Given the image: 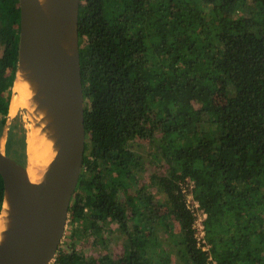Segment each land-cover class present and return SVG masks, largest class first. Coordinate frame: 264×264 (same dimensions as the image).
Wrapping results in <instances>:
<instances>
[{"label": "trees", "instance_id": "obj_1", "mask_svg": "<svg viewBox=\"0 0 264 264\" xmlns=\"http://www.w3.org/2000/svg\"><path fill=\"white\" fill-rule=\"evenodd\" d=\"M19 14L18 0H0V136L6 126L5 154L25 165V127L18 115L7 124ZM78 39L85 148L66 247L50 264H173L154 249V198L130 169L132 143L157 131L168 150L155 179L185 264H207L208 253L215 264H264V0H81ZM185 178L207 215L208 251L197 245ZM2 198L0 177V209ZM113 223L128 254L86 262L74 241Z\"/></svg>", "mask_w": 264, "mask_h": 264}, {"label": "water", "instance_id": "obj_2", "mask_svg": "<svg viewBox=\"0 0 264 264\" xmlns=\"http://www.w3.org/2000/svg\"><path fill=\"white\" fill-rule=\"evenodd\" d=\"M80 1L18 0L16 72L24 62L39 106L50 116L57 148L43 178L32 182L27 164L5 154L6 126L0 136L1 209L6 199L9 218L0 240V264H50L63 237L85 148Z\"/></svg>", "mask_w": 264, "mask_h": 264}, {"label": "rangeland", "instance_id": "obj_3", "mask_svg": "<svg viewBox=\"0 0 264 264\" xmlns=\"http://www.w3.org/2000/svg\"><path fill=\"white\" fill-rule=\"evenodd\" d=\"M222 96L217 98L219 100ZM193 109H197L193 104ZM19 116L18 120H14L17 124L21 123L26 130V119L24 109H19L13 116L7 120V124L11 123L15 116ZM13 121V122H14ZM163 134L156 132L154 140L136 139L131 146L134 160L130 163V169L137 179L138 188L144 187L153 196L155 206L150 210L152 214L151 233L158 239L160 245L154 249L162 250L166 257L168 256L173 264H185V254L178 244V231L176 220L170 212V203L167 200L164 192L161 190L155 174L165 173L166 164L163 153L168 150V144L162 139ZM122 191V190H121ZM132 193V192H130ZM118 203L129 210L126 196L119 194ZM158 217V218H156ZM67 219V216H66ZM68 219L64 229L63 237L60 244L63 248L66 247L64 241L68 240L65 237V232L68 228ZM81 229V227L79 226ZM124 236L116 224H111L110 231L102 232L101 236L94 237L85 235L80 240L74 241L76 251L80 253L86 262H101L102 258L109 256L117 259L128 254ZM160 255L159 251H156ZM53 260L51 261V263Z\"/></svg>", "mask_w": 264, "mask_h": 264}, {"label": "bare ground", "instance_id": "obj_4", "mask_svg": "<svg viewBox=\"0 0 264 264\" xmlns=\"http://www.w3.org/2000/svg\"><path fill=\"white\" fill-rule=\"evenodd\" d=\"M39 1L43 3L45 0ZM19 109H24L27 123L25 131L27 175L30 181L38 182L43 178L44 171L54 157L57 146L54 143L50 116L45 108L39 106L36 84L29 77L24 62L19 64L13 82L8 118ZM8 219V203L5 199L0 212V240L8 226Z\"/></svg>", "mask_w": 264, "mask_h": 264}, {"label": "built area", "instance_id": "obj_5", "mask_svg": "<svg viewBox=\"0 0 264 264\" xmlns=\"http://www.w3.org/2000/svg\"><path fill=\"white\" fill-rule=\"evenodd\" d=\"M179 185L181 192L185 197L186 208L192 211L195 216L192 227L195 231L197 245L200 246L203 251H208L210 244L206 239L204 229V220L207 215L206 212L200 208L198 201L193 198V189L195 187L194 181L185 178L184 181H180ZM207 264H215V260L210 253H208Z\"/></svg>", "mask_w": 264, "mask_h": 264}, {"label": "flooded vegetation", "instance_id": "obj_6", "mask_svg": "<svg viewBox=\"0 0 264 264\" xmlns=\"http://www.w3.org/2000/svg\"><path fill=\"white\" fill-rule=\"evenodd\" d=\"M26 137V136H25Z\"/></svg>", "mask_w": 264, "mask_h": 264}]
</instances>
